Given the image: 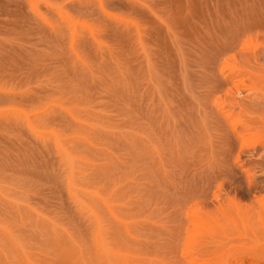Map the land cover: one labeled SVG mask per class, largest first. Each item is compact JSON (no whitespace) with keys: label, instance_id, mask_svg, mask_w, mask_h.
Returning a JSON list of instances; mask_svg holds the SVG:
<instances>
[{"label":"rangeland","instance_id":"rangeland-1","mask_svg":"<svg viewBox=\"0 0 264 264\" xmlns=\"http://www.w3.org/2000/svg\"><path fill=\"white\" fill-rule=\"evenodd\" d=\"M0 264H264V0H0Z\"/></svg>","mask_w":264,"mask_h":264}]
</instances>
